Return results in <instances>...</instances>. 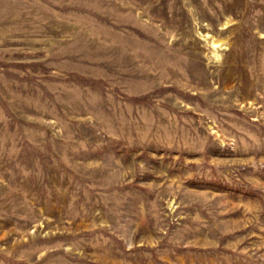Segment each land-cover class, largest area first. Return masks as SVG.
Returning <instances> with one entry per match:
<instances>
[{
	"label": "rangeland",
	"instance_id": "rangeland-1",
	"mask_svg": "<svg viewBox=\"0 0 264 264\" xmlns=\"http://www.w3.org/2000/svg\"><path fill=\"white\" fill-rule=\"evenodd\" d=\"M0 264H264V0H0Z\"/></svg>",
	"mask_w": 264,
	"mask_h": 264
}]
</instances>
